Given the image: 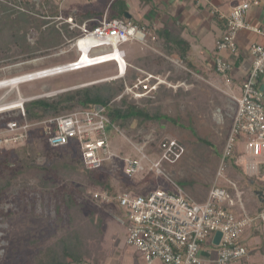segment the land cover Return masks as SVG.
Masks as SVG:
<instances>
[{
  "label": "rangeland",
  "instance_id": "1",
  "mask_svg": "<svg viewBox=\"0 0 264 264\" xmlns=\"http://www.w3.org/2000/svg\"><path fill=\"white\" fill-rule=\"evenodd\" d=\"M60 1L0 0V80L50 69L76 58L72 41L79 35V31L69 30L64 21L69 17L78 25L83 21L78 16L66 13L69 10L63 6L61 8L65 13H61ZM77 1L79 7L87 4L86 0ZM72 3L73 0H66L65 4L69 6ZM29 18L35 19L40 27L30 22ZM138 44L123 46L129 53V57L126 56L127 61L129 58L135 63H131L133 66L167 77V80L174 84L184 81L186 88H161L154 99L143 100L136 105L150 115H163L168 119L144 122L140 126L136 121L117 126L132 140L141 141L143 137L151 135L155 141L163 137L181 141L186 147V154L170 172L177 183L182 182L185 191L194 200L201 202L216 182L236 103L228 96L219 79H212L187 65L185 68H176L174 63H181L171 58L174 53L167 51L170 46L165 45L159 37L156 40L150 39L144 45ZM138 46L142 50L147 49L146 53L140 52ZM115 74L114 64L107 63L25 83L19 86V92L24 97H31L88 82L98 83L68 92L101 86L116 88L123 84L122 80L100 81ZM135 76V72H129L127 81H131ZM64 93L41 100L51 101ZM120 94L109 103L111 107L125 108L120 106L123 99H118ZM69 111H62L61 114ZM35 130L26 146L16 148V151L23 153L22 158L28 159L33 168L19 173L18 176L11 174V186L0 196V264H37L45 249L63 237L68 228H77L85 244L93 240L91 237L94 232L101 233L102 224L118 217L119 211L115 207L95 202L93 194L99 193L102 187L95 186L93 182L97 180L102 184L117 186L122 179L118 173L122 163L117 161L94 174H89L81 166H77L73 171H56L57 165H68L72 156L67 153V149L60 151L48 148L37 139L40 131ZM107 134L112 149L133 154L109 129ZM0 156L3 160L0 166L2 179L7 178L6 173L10 171L16 173L17 170H23L17 163L19 157L14 152H3ZM249 166L244 156L243 144L238 143L233 157L225 161L222 167L224 178L218 183L221 186H230L231 183L236 185V189L241 192V203L245 210L253 215L261 205L254 192L264 187L260 181H264V170L261 168L254 172ZM141 177L143 176H138L139 186H143L151 176L145 175L142 179ZM122 181L125 182L123 179ZM123 218L127 220L126 216ZM253 227L263 229L264 224H256ZM252 231L253 228H250L249 238L258 236L256 244L252 243L254 248L250 249L252 253L258 254L255 256L256 261L246 263L239 260L231 264L263 262L260 252L264 251V229L255 233H251ZM260 232H263L262 236ZM118 239L126 243L124 230L119 233ZM211 252L210 260L215 261V250L211 248Z\"/></svg>",
  "mask_w": 264,
  "mask_h": 264
},
{
  "label": "built area",
  "instance_id": "2",
  "mask_svg": "<svg viewBox=\"0 0 264 264\" xmlns=\"http://www.w3.org/2000/svg\"><path fill=\"white\" fill-rule=\"evenodd\" d=\"M258 5L259 0H250L235 6L228 15L219 13L226 29L216 42L217 51L235 54L238 51L237 34L242 30L261 37L263 41L250 46L252 63L241 84L240 95L234 97L228 94L236 103V111L223 147L216 182L203 201L194 200L170 172L186 154L185 145L176 138L163 137L155 141V138L147 135L141 141L132 140L112 123L105 108L95 109L99 106H78L43 121L31 122L27 119L26 104L98 83H83L31 97H24L19 92L20 85L50 77L51 72L81 71L83 64L74 46L82 41L86 42L87 53L92 56L91 63H95L92 66L114 64L118 74L100 81L122 80L123 89L118 99L127 97L137 104L154 99L161 88H186L184 81L174 84L167 77L128 63L123 49L125 44L144 45L150 39L156 40V37L145 26L109 18L105 13L98 19H90L79 25L71 17L64 21L69 30L79 31L72 41L77 55L74 60L50 69L0 80V154L26 146L37 129L44 136L48 148L71 147L77 151L86 170L98 171L105 162L118 161L122 163L124 176L130 181L138 176H143L141 179L145 175L151 176L145 181L142 192L130 191L116 196L128 217L126 244L141 255L143 264H153L155 261L162 264H203L201 253L214 236H218L214 264H231L243 259L249 254V249L241 238L250 227L264 224V210L253 215L248 213L241 203V192L236 185L221 186L218 181L224 178L222 167L225 161L233 157L238 143L243 144L244 156L250 160L249 169L254 172L261 168L264 170V96L258 87L259 79L264 77V25H253L247 20L250 8ZM116 52L120 61L111 59ZM213 66L216 75L225 84H231L230 63L216 57ZM131 71L136 76L127 81ZM108 129L129 147L132 155L111 148ZM93 198L109 199L106 193H94ZM205 252L208 256L212 254L210 250Z\"/></svg>",
  "mask_w": 264,
  "mask_h": 264
},
{
  "label": "crops",
  "instance_id": "3",
  "mask_svg": "<svg viewBox=\"0 0 264 264\" xmlns=\"http://www.w3.org/2000/svg\"><path fill=\"white\" fill-rule=\"evenodd\" d=\"M73 1L74 3L70 4L71 6H67L65 4L66 0H61L59 3L61 13H65L63 8H61L63 6L69 10L66 13L75 15V17L78 16L83 22H87L90 19H98L105 13L109 18L128 20L139 27L145 26L157 39L161 32L167 31L171 37L184 41L188 45L185 58L183 60L175 58V55H177L175 51L174 54H171V58L177 59L183 68L187 65L191 68H196L197 71L203 72L212 79H219L224 90L234 97L240 95L241 84L251 67L250 46L263 41L261 37L242 30L237 34L238 51L235 54L216 50V42L226 29L225 21L219 18V13L228 15L235 6L250 0H86L87 4H83L81 7H79L77 0ZM247 20L253 25H264V0H259L258 6L250 8ZM128 44L137 45L138 43ZM138 47L140 52L146 53L147 49L143 48L142 50L140 46ZM128 54L126 52V56ZM216 57H220L230 63L232 67L229 73L231 84H225L223 79L214 72L213 64ZM127 62L135 64L129 58ZM174 66L177 68L176 65ZM258 87L264 96V77L259 79ZM247 162H250V160L247 159ZM112 163H116V161L105 162L102 168L112 165ZM118 173L125 180L122 167L118 170ZM122 179L120 180L122 181ZM138 179L136 177L132 182L138 183L140 181ZM144 184L143 186L141 185V189L144 188ZM114 189L118 190V187L114 186ZM99 193L106 192L100 190ZM107 195L109 197L107 201L95 199V202L101 205H108V207H115L119 211L118 217L101 225L100 254L95 261L96 263L92 262L90 264H143L141 255L133 247L118 239L122 230H124V238L126 236L127 220L123 216L127 217V214L118 205V201L113 194ZM92 200L94 201V199ZM250 228H253L251 233L264 229L261 227ZM250 228L241 238V242L249 249V254L241 259L246 263L251 260L255 262L257 259L255 256H258L257 253H252L250 250L254 248L252 243L256 244V240H258L256 239L258 236L253 237V239L249 238ZM260 233L262 236L263 232ZM217 239L218 236H214L211 243L205 244L204 251L201 253L203 264H214L215 261H211L210 256L205 251H211V248H213L216 253L215 244ZM260 254L263 256V259L261 258L262 256L260 257L263 260L261 264H264V251L261 250ZM153 264L162 263L155 261Z\"/></svg>",
  "mask_w": 264,
  "mask_h": 264
},
{
  "label": "trees",
  "instance_id": "4",
  "mask_svg": "<svg viewBox=\"0 0 264 264\" xmlns=\"http://www.w3.org/2000/svg\"><path fill=\"white\" fill-rule=\"evenodd\" d=\"M28 20L32 23H36V25L38 24L35 19L29 18ZM38 27H40L39 24ZM158 37L163 40L165 45L170 46L167 51H172L173 53L175 51V53L178 55V57L177 55H175V58H178V60H183L185 58V53L188 46L187 43L182 40L171 37L167 31L161 32ZM122 89V85H118L116 86V88L110 86L93 87L92 89L85 88L78 91L64 93L57 97V99L51 101L41 99L32 101L25 105L27 119L31 122L46 120L60 115L62 111H71V109L75 107L74 105L83 107H103L105 108V111L112 123L116 125H125L126 123L129 124L136 121L137 125L140 126L144 122L159 121L163 118L168 119L166 116L163 115L148 114L144 109L138 108L136 106L137 104L133 101H130L127 97H123L122 101H120V106H125L124 109L111 107L109 103L112 102V99L116 95L122 92ZM37 139H39L45 144V138L42 134H40ZM202 142L207 143L205 141ZM62 149H67V153L72 157H68L70 159L68 160V165H57L56 171L64 169L73 171L77 166L83 167L77 151L71 149V147L55 150L61 151ZM16 150L18 149H14L9 152H14V154L18 155L19 158L17 160V163L21 165V168H23V170H17L16 173H12V171H7V178L2 179V177H0L2 179L0 180V196L4 192H7V190L11 186V180L13 176L11 174L18 176L19 173L21 174L23 171L27 172L33 168L30 162L27 161L28 159L22 158L23 153L20 152V150ZM2 162L3 160L0 156V166L2 165ZM86 171L89 174H94L98 171H101V169L98 171ZM124 179L125 182L120 181L118 182L119 184L115 186L118 187V190L114 189V185L112 186L108 184H102L97 180L93 182V184H95V186L97 187L101 186V190L105 191L107 194H113L115 197L120 193L130 191L138 193L142 192L141 186H139L138 183H133L132 180L130 181L126 179L125 176ZM260 181L264 185V181ZM127 182L132 184H128ZM178 184L183 187L182 182H179ZM263 210L264 206L260 205L254 213ZM91 238L93 239L92 241L84 244L83 239H81L80 237L79 230L75 227H70L68 228L67 232L63 237H61L52 246L45 249L41 259L37 262V264H90L92 262L96 263L95 261L97 260V257L100 254L101 250V233L94 232Z\"/></svg>",
  "mask_w": 264,
  "mask_h": 264
},
{
  "label": "bare ground",
  "instance_id": "5",
  "mask_svg": "<svg viewBox=\"0 0 264 264\" xmlns=\"http://www.w3.org/2000/svg\"><path fill=\"white\" fill-rule=\"evenodd\" d=\"M75 47V50H76V52H77V54H78V58H80V62L83 64V68L82 69H87V68H91V67H94V66H92V65H94L95 63H91V58H92V56H90L88 53H87V49H86V42L85 41H82V42H79V44H78V46H74ZM81 53H80V52ZM111 59H116V60H118V61H120V59H119V55H118V53L116 52L115 54H114V56H113V58H111ZM102 65V64H101ZM81 69V70H82ZM79 71V70H78ZM64 72L66 73V72H68L67 70L66 71H58V72H51L50 73V75H48V76H50V77H52V76H54V74H57V75H61V74H64ZM49 74V73H48ZM116 74H118V72H116Z\"/></svg>",
  "mask_w": 264,
  "mask_h": 264
},
{
  "label": "water",
  "instance_id": "6",
  "mask_svg": "<svg viewBox=\"0 0 264 264\" xmlns=\"http://www.w3.org/2000/svg\"><path fill=\"white\" fill-rule=\"evenodd\" d=\"M101 107H95V109H100ZM257 199H259L260 203L264 205V191H255L254 192Z\"/></svg>",
  "mask_w": 264,
  "mask_h": 264
},
{
  "label": "flooded vegetation",
  "instance_id": "7",
  "mask_svg": "<svg viewBox=\"0 0 264 264\" xmlns=\"http://www.w3.org/2000/svg\"><path fill=\"white\" fill-rule=\"evenodd\" d=\"M259 191H264V187L258 188ZM257 191V190H256Z\"/></svg>",
  "mask_w": 264,
  "mask_h": 264
}]
</instances>
